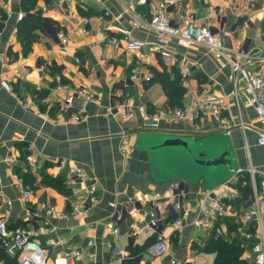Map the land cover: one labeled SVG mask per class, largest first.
Here are the masks:
<instances>
[{"label": "crops", "instance_id": "0c3cea01", "mask_svg": "<svg viewBox=\"0 0 264 264\" xmlns=\"http://www.w3.org/2000/svg\"><path fill=\"white\" fill-rule=\"evenodd\" d=\"M103 1V4L94 0L82 4L72 0L60 8L58 0H37L34 9H42V20L32 32L33 40L28 42L23 39L27 31L21 32L25 24L21 23L18 14L22 12L26 16L33 9L24 10L23 0H0V220H6L11 228L23 227L44 246L50 241L47 264H66L64 254L74 247L84 249L74 264H116L111 261L112 248L124 252L122 264H170L172 256L188 263L214 264L217 251L205 246L221 235L196 230L190 224L180 231L172 226L173 218L169 216L163 218L158 232L147 227L135 236L127 232L128 217L120 224L121 235L116 236L111 232L112 208L107 202H125L133 194L150 197L155 191L167 190L174 180L187 181L175 174L171 178L164 175L157 179L156 163L148 149L137 145L141 134L196 135L206 139L220 136L225 127L230 126L232 131L228 139L235 151L237 166L247 167L251 162L256 169L264 170V145L257 143L255 129L260 125L259 119L253 107H245L243 118L253 127L244 131L237 125L239 118L232 106L224 118L223 128L212 122L195 128L183 122L162 120L156 129H146V118L141 114L126 119L116 110L109 111L112 102L124 95L136 103L145 100L154 107H163L169 102L160 83L143 86L131 79L136 67L135 55L105 41L106 35H120V29H130L136 37L147 41L154 40L153 33L134 29L131 15L120 0ZM186 2L191 3L201 22L209 21L214 27L219 26L221 11L224 16L222 37L225 38V31H232V41L240 43L245 34H254L253 43L264 44L259 37L264 33V0H181L173 14L177 15ZM154 6L155 0H152L150 5L138 6L137 11L149 17ZM209 6L215 10L210 12ZM120 15L124 20L117 19ZM70 18L76 29L69 35L68 42L62 44L57 33ZM245 19L251 20L250 28L243 26ZM175 48L178 53L199 62L197 68L193 67L191 77L183 81L186 87L183 103H189L207 84L221 92L229 91L228 65L221 66L200 45L186 49L177 45ZM76 57H80V63ZM49 62L52 65H48ZM153 68L167 70L172 76L177 70L174 66L165 67L159 55L148 69L143 70L153 74ZM15 70L14 90L8 91L1 80L6 73ZM57 73L70 86L87 84L95 92L93 101L75 98V108L84 106L86 109L79 121L71 120L70 112L58 103L60 97L67 94L55 88ZM25 97H30L34 105L24 107ZM30 145L31 152L37 157L34 168L29 164ZM164 153L167 152L160 155ZM60 160L83 166L96 182L99 199L85 216L64 217L71 205L84 195L85 184L71 183L67 169L59 165ZM212 170L207 178L201 176L194 185L189 184L188 199L193 208L202 194L215 187L229 171L223 167ZM59 185L63 186V191ZM26 188L32 189L28 201H24L23 190ZM42 203L54 206V212L47 215ZM247 208L241 199L231 203L228 219L233 220L237 213L241 214ZM236 228L231 227L232 234L221 237L240 244L243 261L255 264L245 253L251 250L256 237L247 240ZM158 233L170 242L167 254L158 255L151 250ZM89 239H93L95 245L87 246ZM107 241L112 242V248L108 247ZM88 251H96L94 260L89 258Z\"/></svg>", "mask_w": 264, "mask_h": 264}, {"label": "built area", "instance_id": "2783aa9c", "mask_svg": "<svg viewBox=\"0 0 264 264\" xmlns=\"http://www.w3.org/2000/svg\"><path fill=\"white\" fill-rule=\"evenodd\" d=\"M72 0H58L59 7L62 8ZM84 4L86 0H77ZM103 4V0H94ZM131 15V23L134 29H146L153 33L154 40L147 41L136 37L130 29H120V35H106L105 41L116 47H121L128 54L136 57L135 70L131 79L139 82L140 85L148 84L152 77L150 72H144L156 60L157 55L165 67H176L182 81L191 77L193 67L199 66V62L182 55L175 50L177 45L183 49L192 45H200L212 54L214 59L221 66L228 65L230 68L229 79L231 88L227 92H221L212 84H207L199 89L194 98L189 103H182L179 106L166 105L154 107L145 100L138 103L134 102L128 95L119 96L108 107L109 111H118L126 119H133L138 114L145 116L146 129H156L162 120L183 122L195 128L202 127L205 123L212 122L219 128H223L224 118L231 107L236 108L238 116L237 125L245 131L248 127L243 118L245 107H253L260 125L256 127L257 143L264 145V44L253 43V35H244L240 43L232 41V31H225L224 37L221 36V24L224 16L219 12V26H212L209 21L201 22L190 2L184 3L181 11L174 15V9L180 4L181 0H155V6L150 10V16L146 17L137 11L141 5H150L152 0H120ZM247 7H245L246 9ZM210 12L214 11L213 6H209ZM247 11V9H246ZM9 14V13H8ZM24 13L20 12L18 18L22 19ZM103 19V16H100ZM119 21L124 20L123 15L117 17ZM243 26L251 27V20L245 19ZM74 21H70L58 30V38L62 44H66L75 31ZM88 31V30H86ZM264 43V33L259 35ZM40 59L39 55H36ZM77 62H81L80 57H76ZM41 66V63H39ZM43 65V64H42ZM48 65H52L49 62ZM16 70L6 73L1 80L2 86L8 90H14ZM55 88L58 91L66 92L67 95L60 97L58 103L63 110L70 112V119L79 121L82 119L85 107L76 109L74 101L76 97H83L86 102L95 99L94 90L87 84L70 86L64 82L60 73L55 74ZM94 80L91 81V84ZM24 107L34 105L30 97L23 99ZM225 133L231 134L232 127L226 126ZM32 145L28 146L31 152ZM32 153V152H31ZM249 161L250 155L248 154ZM37 157L32 153L29 156V164L35 167ZM247 167L238 166L233 174L226 180L219 182L215 187L206 190L201 199L194 205L188 199L189 183L185 180L177 179L169 184L164 192L155 191L150 197L142 195L139 197L133 194L127 201L117 203L108 201L107 204L112 208L111 232L121 235L120 224L130 217L128 222V234L135 236L143 232L147 227L156 232L163 224V218L171 216L172 226L180 231L190 224L196 230L211 233L217 236L231 235L234 231L231 227L241 224L238 232L242 237L249 240L256 237V241L250 251L246 252V258L255 264H264V170L256 169L251 162ZM59 165L67 169V175L71 183L85 184L84 195L71 205L70 211L64 213V217L85 216L89 208L94 205L99 197L97 185L79 164H68L66 160H60ZM249 177L251 193L244 195L239 187L242 178ZM259 177V178H258ZM24 201H28L32 195V189L23 190ZM149 196V195H148ZM243 200L248 205L247 211L237 213L234 219L229 218L228 208L231 203ZM41 207L47 215H51L55 207L47 203H42ZM164 211L165 214L162 212ZM27 215H31L27 211ZM0 236L4 241V247L10 255L17 259V264H47L48 247L52 243L42 245L23 227H9L6 220H0ZM61 242V241H60ZM112 248V242H106ZM95 245L93 239H89L87 246ZM83 248L74 247L65 252L66 264H74L82 255ZM158 255L169 253L170 242L162 234H157V239L151 247ZM89 258L94 260L97 256L96 251H88ZM124 252L120 249H111V261L122 264ZM170 264H198L185 262L178 257L172 256Z\"/></svg>", "mask_w": 264, "mask_h": 264}, {"label": "water", "instance_id": "95a60500", "mask_svg": "<svg viewBox=\"0 0 264 264\" xmlns=\"http://www.w3.org/2000/svg\"><path fill=\"white\" fill-rule=\"evenodd\" d=\"M220 136L202 139L196 135L141 134L137 145L148 149L149 156L156 163L154 173L157 179L164 175L171 178L175 174L195 183L201 176L207 178L212 174L213 168L223 167L229 170L221 179L224 181L238 166L228 135L223 131ZM163 151L167 153L160 155ZM181 170L185 174L179 173Z\"/></svg>", "mask_w": 264, "mask_h": 264}, {"label": "trees", "instance_id": "16d2710c", "mask_svg": "<svg viewBox=\"0 0 264 264\" xmlns=\"http://www.w3.org/2000/svg\"><path fill=\"white\" fill-rule=\"evenodd\" d=\"M37 0H23L24 10H29L32 8V12L28 13L21 20L22 24L25 26L22 28L21 32L27 31L24 34L23 39L31 42L33 40L32 32L34 29L40 26L42 20V9L35 8V3ZM83 13H87L84 12ZM28 25V26H27ZM21 35V33H20ZM152 77L149 84L160 83L168 97V102L170 106H179L183 103V97L186 92V87L180 78L179 72L176 70L174 76L170 75L167 70H159L156 68L152 69ZM239 187L243 190L244 195H248L251 192L249 185V177H244L239 182ZM59 188L63 191V186L59 185ZM205 248L217 251V256L215 258L214 264H246L241 258L243 248L240 244L234 242H228L221 236L211 239L205 246ZM0 264H17V259L15 256L10 255L6 248L4 247V241L0 236Z\"/></svg>", "mask_w": 264, "mask_h": 264}, {"label": "rangeland", "instance_id": "374dc122", "mask_svg": "<svg viewBox=\"0 0 264 264\" xmlns=\"http://www.w3.org/2000/svg\"><path fill=\"white\" fill-rule=\"evenodd\" d=\"M86 1H92L93 2V0H86ZM95 3V2H94ZM179 169V168H178ZM179 173H181V174H185V172L184 171H182L181 170V172H179ZM190 174V173H189ZM186 182H188V181H186ZM189 183V182H188ZM189 184H191V185H194V181H192L191 183H189Z\"/></svg>", "mask_w": 264, "mask_h": 264}]
</instances>
